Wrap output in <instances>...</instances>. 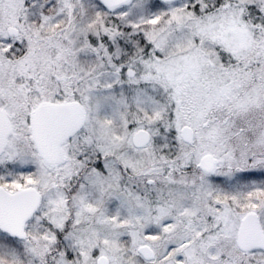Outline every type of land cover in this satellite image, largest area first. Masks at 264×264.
<instances>
[{
    "label": "rangeland",
    "instance_id": "obj_1",
    "mask_svg": "<svg viewBox=\"0 0 264 264\" xmlns=\"http://www.w3.org/2000/svg\"><path fill=\"white\" fill-rule=\"evenodd\" d=\"M0 98L86 115L58 169L14 123L0 184L27 173L42 202L26 241L0 235V264H264L237 243L249 213L264 233V0H0Z\"/></svg>",
    "mask_w": 264,
    "mask_h": 264
},
{
    "label": "water",
    "instance_id": "obj_2",
    "mask_svg": "<svg viewBox=\"0 0 264 264\" xmlns=\"http://www.w3.org/2000/svg\"><path fill=\"white\" fill-rule=\"evenodd\" d=\"M109 8L126 3L127 0H102ZM169 1V0H165ZM10 35H18L14 28L9 29ZM132 74V73H130ZM43 110L45 115L50 112L49 120L46 122L45 133L40 122L34 120V139L43 158L51 165H59L65 161L63 153L61 152V145L68 139L77 134L85 125L86 118L82 109L78 105L66 106H49L41 109L37 115H42ZM35 119V117H34ZM182 138L188 143L192 144L194 141V133L189 127L182 130ZM150 141V136L145 131H140L135 134L133 144L137 148L146 146ZM44 143L46 146L43 147ZM216 160L206 155L202 158L199 167L206 173L211 174L216 167ZM22 193L18 195H9L2 188H0V228L4 231L13 232L15 230V221L19 220V215L29 213L32 216L39 200L36 194L25 195ZM28 199V201H27ZM20 227L18 230L20 231ZM238 245L243 251L264 250V234L259 225L258 216L255 213L248 214L242 221L239 234ZM140 254L146 259L151 260L154 254L148 247H142L139 250ZM98 264H108L106 258L99 259Z\"/></svg>",
    "mask_w": 264,
    "mask_h": 264
},
{
    "label": "flooded vegetation",
    "instance_id": "obj_3",
    "mask_svg": "<svg viewBox=\"0 0 264 264\" xmlns=\"http://www.w3.org/2000/svg\"><path fill=\"white\" fill-rule=\"evenodd\" d=\"M182 0H169V1H165V0H160L161 3L163 4H175L177 2H181ZM99 2L101 3V5L109 12H113L116 11L122 7L125 6H129L131 5L134 0H127L126 3H123L121 5L118 6H114L113 8H109L102 0H99ZM12 37H14L15 39L19 37V33L18 35H10ZM6 105V104H4ZM50 105H60V104H52L50 102H43L40 105H38L34 110H32V108H30V106L28 104H25L23 107V109L20 110L19 109H15L16 107H14V104H10L9 108L7 106V110L6 108H3L1 105V98H0V157L3 156V154H5V152L8 149L9 146V141L10 138L12 137V135L14 134V130H15V124L17 123V118L20 117L24 120H28L30 119L29 123H30V130H31V137H32V142L34 144V147L38 153V156L40 158V160L48 167L52 168V169H58V167H60L61 165H64V163L59 164V165H51L50 163H48L43 156L41 155V153L39 152V149L37 147V144L35 142L34 139V128H33V123L34 120L37 122L41 123L42 129H43V135L45 133V127L46 126V122L49 120V116H50V112L48 111V113L45 115V111L43 110V114L42 115H37V113L41 110V109H45L46 107H49ZM61 105H65V103L61 104ZM58 107V106H56ZM9 113H11L10 115L13 116V114L15 116H13V118L10 117ZM13 113V114H12ZM35 117V119H34ZM15 123V124H14ZM68 142H64L60 149L61 152L64 154V147ZM43 147H45L46 145L44 143ZM18 156H22L21 153L18 154ZM25 176H27V173L25 174ZM23 176V174H19V173H13V175L9 176L8 178L4 179V182L0 184V188H2L7 194L9 195H18V194H22V193H28L27 195H25V198L28 197V195L31 194H36L39 200L38 206L36 207L34 213L32 214V216L29 217V213H24V214H20L19 215V220L15 221V230L12 233L9 231H4L0 228V235L2 237H5L6 239L12 240L17 244H22L24 241H26L27 239V230L30 227L31 224H33L34 222V217L37 215V212L39 211V208L41 206V202H42V195L33 187L30 186H26L25 184L22 183V181L24 180H28L27 177ZM28 201V199H27ZM18 227H20V231L18 230Z\"/></svg>",
    "mask_w": 264,
    "mask_h": 264
},
{
    "label": "trees",
    "instance_id": "obj_4",
    "mask_svg": "<svg viewBox=\"0 0 264 264\" xmlns=\"http://www.w3.org/2000/svg\"><path fill=\"white\" fill-rule=\"evenodd\" d=\"M250 56H252V54H250ZM244 86L246 87V86H248V84H245ZM251 89H252V88H251ZM252 90H253V89H252ZM250 91H251V90H250ZM227 136H229V135H227ZM226 138H227V137H226ZM226 141H229V140L227 139ZM176 165H178V166L180 167V166L182 165V163H181V162H179V163L177 162ZM193 171H194V170H193Z\"/></svg>",
    "mask_w": 264,
    "mask_h": 264
}]
</instances>
